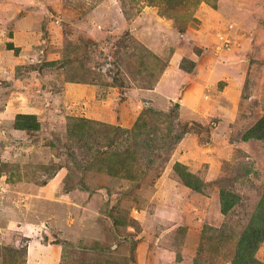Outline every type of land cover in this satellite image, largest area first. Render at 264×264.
I'll use <instances>...</instances> for the list:
<instances>
[{"label":"rangeland","instance_id":"1","mask_svg":"<svg viewBox=\"0 0 264 264\" xmlns=\"http://www.w3.org/2000/svg\"><path fill=\"white\" fill-rule=\"evenodd\" d=\"M262 115L264 0H0V264H231Z\"/></svg>","mask_w":264,"mask_h":264},{"label":"trees","instance_id":"2","mask_svg":"<svg viewBox=\"0 0 264 264\" xmlns=\"http://www.w3.org/2000/svg\"><path fill=\"white\" fill-rule=\"evenodd\" d=\"M15 46L12 41L9 43L8 48L12 49ZM91 123H97L90 120ZM33 124L39 126L38 121L33 116L18 114L16 117L15 125L19 129H30ZM79 128L83 130L78 134L79 140L86 138L93 133L91 126L88 129H83V124L79 125ZM114 128L120 129L116 126ZM181 138V137H180ZM264 138V115H262L253 126H251L244 134L243 140ZM105 153V151H103ZM181 178L185 181L186 185L198 192L202 191V182L195 176V174L189 172L186 168L180 172ZM221 211L223 214H229L239 202L240 195L232 190L221 188L220 189ZM264 242V192L261 199L256 205L246 227L240 234L236 243V252L231 264H264V261L260 260L256 256V252L260 245ZM193 264H200L199 260H195ZM206 264V263H205Z\"/></svg>","mask_w":264,"mask_h":264},{"label":"crops","instance_id":"3","mask_svg":"<svg viewBox=\"0 0 264 264\" xmlns=\"http://www.w3.org/2000/svg\"><path fill=\"white\" fill-rule=\"evenodd\" d=\"M31 3H33V2H31ZM30 3V4H31ZM28 8H35V9H37V7L34 5L33 7L32 6H30V7H28ZM36 12H38V10H35ZM35 12V13H36ZM26 17V16H25ZM25 26H21V27H19V28H14V26H13V28H12V40H13V42H14V44H16L15 46H17V43L19 42L18 41V38L20 37V39H22V40H24L25 41V43L27 44V43H29L30 42V40L31 39H36V37L38 36V34H39V31L38 30H36V29H31V27L30 26H28V25H26V27H28V28H24ZM44 27V26H43ZM45 30V29H44ZM20 48V47H19ZM202 89H203V91H204V94L206 95V93H205V91H206V88L205 87H203L204 85H199ZM197 88H199V87H197ZM196 92H197V90H196ZM207 92V91H206ZM210 92H211V90H210ZM212 97H211V100L209 101V102H211L212 103V106L211 107H213V105H214V90L212 91ZM195 96V95H194ZM196 103V101H194V104Z\"/></svg>","mask_w":264,"mask_h":264}]
</instances>
